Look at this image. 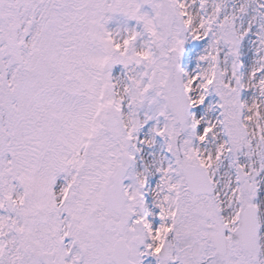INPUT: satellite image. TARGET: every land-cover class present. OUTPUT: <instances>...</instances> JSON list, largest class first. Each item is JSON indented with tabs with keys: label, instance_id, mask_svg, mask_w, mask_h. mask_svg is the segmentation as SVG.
<instances>
[{
	"label": "snow or ice",
	"instance_id": "snow-or-ice-1",
	"mask_svg": "<svg viewBox=\"0 0 264 264\" xmlns=\"http://www.w3.org/2000/svg\"><path fill=\"white\" fill-rule=\"evenodd\" d=\"M0 264H264V0H0Z\"/></svg>",
	"mask_w": 264,
	"mask_h": 264
}]
</instances>
